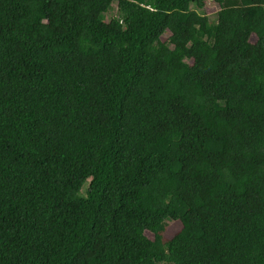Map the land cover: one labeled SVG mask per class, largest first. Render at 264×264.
I'll list each match as a JSON object with an SVG mask.
<instances>
[{
    "label": "trees",
    "instance_id": "1",
    "mask_svg": "<svg viewBox=\"0 0 264 264\" xmlns=\"http://www.w3.org/2000/svg\"><path fill=\"white\" fill-rule=\"evenodd\" d=\"M212 1L0 0V264H264V0Z\"/></svg>",
    "mask_w": 264,
    "mask_h": 264
},
{
    "label": "rangeland",
    "instance_id": "2",
    "mask_svg": "<svg viewBox=\"0 0 264 264\" xmlns=\"http://www.w3.org/2000/svg\"><path fill=\"white\" fill-rule=\"evenodd\" d=\"M193 9H196L199 13L208 16L212 23H215L217 21L218 12L220 11L219 5L212 0H206V7L202 10L197 9L196 6H193ZM117 15V3L114 2L110 11L105 15V17L108 21H110L113 17H116ZM166 37H168V35H166Z\"/></svg>",
    "mask_w": 264,
    "mask_h": 264
}]
</instances>
